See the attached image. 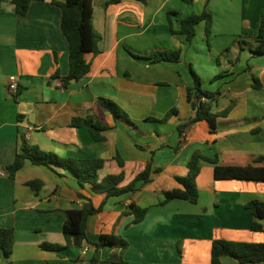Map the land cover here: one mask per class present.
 Returning a JSON list of instances; mask_svg holds the SVG:
<instances>
[{"label": "crops", "instance_id": "obj_1", "mask_svg": "<svg viewBox=\"0 0 264 264\" xmlns=\"http://www.w3.org/2000/svg\"><path fill=\"white\" fill-rule=\"evenodd\" d=\"M65 1L33 0L23 16L10 0H0V171L5 174L0 175V228L13 229L15 236L12 255H0V264H92L93 258L102 264L114 251L96 248L103 234L128 240L129 264H211L216 239L264 243V220L246 208L253 200L264 202V181L218 180L215 166L202 161L198 202L159 204L163 192L182 188L176 178L187 175L195 151L218 158L221 166L264 167V56L250 51L264 0H93L100 52L87 53L89 73L64 87L70 70V45L61 30ZM169 12H174L171 20ZM203 12L210 21L197 24L192 41L173 32L185 17ZM159 50H181V58L149 59ZM191 68L203 89L219 93L212 111H230L217 118L215 129L199 121L180 135L179 126L196 114L187 100L194 85ZM13 81L16 92L10 89ZM99 98L115 101L134 125L115 119ZM174 108L178 112L162 121ZM89 115L108 127L104 141H96L87 127L71 125L73 118ZM24 144L61 158L102 160L99 178L123 173L122 187L152 163V181L108 198L103 211L89 217L82 247L45 250V242L65 245L67 210L89 200L98 207L106 195L81 186L68 169L30 160L15 177L8 176L6 166ZM36 180L43 185L33 189L28 182ZM131 204L147 208L139 223ZM255 222L262 230H252ZM221 261L240 264L230 256Z\"/></svg>", "mask_w": 264, "mask_h": 264}, {"label": "trees", "instance_id": "obj_2", "mask_svg": "<svg viewBox=\"0 0 264 264\" xmlns=\"http://www.w3.org/2000/svg\"><path fill=\"white\" fill-rule=\"evenodd\" d=\"M14 5L15 11L20 15H26L29 6L33 0H10ZM119 0H110L108 3H114ZM190 2L191 0H182ZM62 22L61 30L69 41V74L63 79V86L66 87L73 81H79L84 78L90 71V63L86 60L87 53L97 54L99 50V42L101 37L93 26V0H66L61 4ZM174 12H169V19ZM210 21V14L203 12L202 14H191L181 21L178 31L173 32L187 36L188 41H192L196 35V26L199 22ZM250 51L254 56H264V11L261 15L260 27L256 36V45L250 47ZM181 58V50H159L149 55V59L153 62L170 61L177 62ZM194 85L187 90V100L192 109L196 112L195 117L187 124L179 126V133L182 135L185 128L199 121H207L213 129L216 128V120L220 116L229 114L230 109L221 112H213L211 103L215 101L218 92H211L203 89L202 81L199 75L191 68ZM254 88L260 89L261 83L258 78H254ZM206 99V100H204ZM99 104L106 111L110 112L115 119H122L130 124L134 123L130 120L128 114L113 100L99 98ZM177 108L167 113L162 121H167L172 115L177 113ZM149 120L157 121L154 118ZM73 127H87L96 141H104L103 131L108 127L92 116L75 117L72 120ZM30 160L34 165H45L48 167L59 166L70 170L77 178L79 184L91 185L92 189L106 197L103 203L96 207L91 200L81 208L67 210L66 220L64 222L62 232L65 237V245L45 242L41 247L45 250L65 251L70 248L82 247L88 240L87 224L90 216L103 211L106 201L110 197H117L124 194L135 192L139 189L138 183L147 184L152 181L153 167L152 163L148 164L146 169L136 176V178L127 186L122 187L124 176L108 175L103 179L99 178V169L103 166V161L99 159H73L61 158L53 152L40 149L38 146L28 147L24 144L16 154L15 160L6 166L8 176L15 177L23 168L25 162ZM118 162L123 165L122 159L117 156ZM209 162L215 166V178L218 180L236 179V180H257L264 181V167H255L249 165L247 167H227L219 165L218 158H209L200 151H195L187 165L188 172L186 176L177 177V181L182 188H173L163 192V199L160 205H165L174 199H183L191 203H197L199 200V190L196 179L201 171V162ZM156 169L154 172H159ZM33 189L42 187L43 182L36 180L28 182ZM133 215L134 222H141L147 213V208H143L136 204L129 206ZM246 208L255 216L257 220H264V202L253 200L246 205ZM252 230H262V225L255 222ZM14 230L11 228H0V255L10 258L13 253L15 243ZM96 248L111 247L114 249L111 256L102 264H129L125 259V253L129 248V242L126 238L117 234H103L100 240L95 243ZM230 256L236 259L240 264H264V243H252L241 241H230L225 239H216L212 243L211 264H222L221 258ZM97 262L93 258L92 264Z\"/></svg>", "mask_w": 264, "mask_h": 264}, {"label": "built area", "instance_id": "obj_3", "mask_svg": "<svg viewBox=\"0 0 264 264\" xmlns=\"http://www.w3.org/2000/svg\"><path fill=\"white\" fill-rule=\"evenodd\" d=\"M17 88H18V84H17V82H15V81H13L12 83H11V85H10V89L12 90V91H17ZM0 175H2V176H4L5 174L3 173V172H1L0 171ZM88 248H84V250H83V254L85 255L87 252H88Z\"/></svg>", "mask_w": 264, "mask_h": 264}]
</instances>
